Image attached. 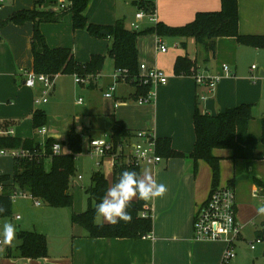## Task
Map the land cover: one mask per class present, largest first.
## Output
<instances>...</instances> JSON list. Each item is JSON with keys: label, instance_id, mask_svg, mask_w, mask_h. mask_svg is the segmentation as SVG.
I'll return each instance as SVG.
<instances>
[{"label": "crops", "instance_id": "obj_1", "mask_svg": "<svg viewBox=\"0 0 264 264\" xmlns=\"http://www.w3.org/2000/svg\"><path fill=\"white\" fill-rule=\"evenodd\" d=\"M11 1L13 6L8 14L16 10L32 9L35 7L36 0H27L26 5L24 0ZM154 2L156 6L155 20L150 19V21L157 23L164 20L167 22L164 19V15H162L166 12V9L161 8L169 6L176 8V14L178 13L176 18L178 22L175 25H183L192 21L199 11L219 10L221 8V0H154ZM4 4L0 7V10ZM106 23L111 24L108 21ZM106 23L101 24L107 25ZM126 26L130 28V26ZM33 31V22H26L22 25L10 23L6 28L0 29L2 35L0 37V121L14 124L18 127V136L22 138H32L28 133L29 129H25V127L20 125L25 123L33 127L32 112L37 109L35 107L37 105L35 104V99L43 95L41 86L31 88L25 84V71L33 69L31 50ZM239 31L243 35L264 36V0H239ZM140 37L138 39V48ZM101 40L106 42L109 47V39ZM156 40L157 35H155L154 40L155 46ZM176 40L178 42V50L174 55L176 57L171 63V73L166 72L169 75L168 82L155 88V97L151 102L139 104L135 98L136 87L131 86L130 83L117 82L116 80L108 82L105 91L107 93L114 86L113 97H107L104 93L107 99H113L115 103L118 101L126 104L121 112L111 111L106 114V122L111 130L105 131V135L112 133L115 121H123L133 133L132 141L135 140L136 131L150 129L159 138H169L172 149L185 154L182 157H163L164 159L156 167L150 165L141 166V175L145 172L151 174L157 183H164L168 189L165 196L149 201L153 217L152 238L144 236L137 239L119 237L95 238L91 237L81 226L73 225L71 221L69 228L68 226L67 228L66 226L63 228L54 226L50 233L51 237L47 239V255L37 258H26L20 255L19 250L14 252L12 246L5 245L0 249V264L221 263L223 253L227 247L225 241H198L194 239L195 217L200 207L207 201L213 188L212 169L208 170L202 159L194 163L187 156L192 152L196 141L194 115L198 105L202 106V110L205 113L215 115L246 102L252 103L256 94L254 92L244 94L238 87L233 86L234 81L239 80L237 68L232 70L229 67L231 74L224 76L214 89L198 84L194 75L185 76L174 73L176 58L185 55L197 60V73L222 72V66L226 64L225 60L230 57L236 58L237 52L241 51L242 46L236 38H220L217 43L216 57L210 58L208 61L205 60L208 57L206 51L201 55V58L190 56L188 44L191 41L196 42L195 38L191 37L187 40L186 49L181 47L180 38ZM55 44L56 46L49 43L51 47L63 46ZM70 48H72L76 57L78 53L77 47ZM196 49L198 51L197 47ZM167 52H159L155 48L154 62L150 61L147 63V61L143 60L139 50V62L149 67L161 68L158 60L159 55ZM111 64L114 70L113 62ZM253 66L256 65H252V73L258 70L257 66L256 68H253ZM101 73L99 77H102ZM260 76H264V68H260ZM97 79L98 76L91 79V83L89 82L91 88L98 86L99 80ZM117 107L115 105L116 109ZM256 111L257 109L253 107V117ZM22 128L25 131H20ZM89 137L90 139L98 138L94 133H90ZM216 150L218 149H215L214 153L221 157L222 162L225 154H221ZM228 156L232 158L231 150ZM256 157L264 158L261 153L258 154V149L254 158ZM230 182L234 183V181ZM255 189L260 190L257 186H255ZM71 193L73 194V187L71 188ZM258 196L260 195L258 194ZM98 218H96L97 223H108L102 217L101 220H98ZM242 227V233L236 243V248L240 242L245 240L247 242L252 241H248L244 236V226ZM260 232L264 233V221L261 222L260 227L255 229L256 238L261 237L259 235Z\"/></svg>", "mask_w": 264, "mask_h": 264}, {"label": "trees", "instance_id": "obj_2", "mask_svg": "<svg viewBox=\"0 0 264 264\" xmlns=\"http://www.w3.org/2000/svg\"><path fill=\"white\" fill-rule=\"evenodd\" d=\"M44 0H36L32 9H21L12 13L9 18H0V29L8 23L18 25L33 22L34 31L31 41L33 55V69L37 73L51 75L76 74L82 78L96 77L105 64L106 57L102 54H93L90 61L79 62L70 47H51L45 34L41 31V24L45 22H58L62 15L72 12L74 29H87L94 37L109 39L108 54L114 65V72L119 80L130 83L136 87L135 98L145 96L151 89L150 84H145L140 73L138 39L142 35L155 34L158 37H177L181 39L182 48H187V40L195 38L196 43L208 53L205 59L216 57L217 43L220 38H236L240 44H251L257 48L264 46V37L261 35H243L239 31V0H221L219 10L199 11L194 19L183 25H169L163 21L144 30H133L126 26L123 18L117 19L112 25L89 23L85 13L91 0H72V5L67 10L42 9ZM140 10L147 14L155 13V2L152 0H137ZM198 71L197 60L188 55L178 56L174 64L176 75L193 76ZM77 75V74H76ZM91 81V79H90ZM253 118V105L243 103L226 109L215 115L201 113L198 109L194 115L196 141L192 152L187 155L194 163L204 159L212 169L213 187L217 186L220 179L221 157L215 155V149H230L233 159H250L256 156V151L262 143L264 147V117L261 122V138L256 137L249 130V122ZM47 114L42 109L32 112V123L35 129L45 126ZM133 138V133L123 121H115L112 127V140L115 152L118 153L116 166L113 169V184L118 182L119 175L125 169L134 170L141 174V167L128 164L125 156L119 151L120 146ZM52 138L47 139L43 155L33 159L25 158L14 162L13 174H6L5 179L11 180L6 192L0 196V204L7 211L0 213L2 216L12 214V194L17 187L24 192L31 193L34 197L44 200L49 205L66 207L73 204L71 193L72 182L76 175V155L82 151V136L70 132L64 142L66 151L53 155ZM0 145L7 147L37 148L42 152L40 141L33 138H6ZM121 150V149H120ZM123 152V151H122ZM158 154L162 157H182L184 153L171 147L169 138H158ZM264 157V152L261 153ZM233 181V180H232ZM229 184L234 185L233 182ZM109 189V182L101 171H93L92 184L88 188V209L82 213H73L72 224L79 225L91 237L99 238H141L151 233L153 217L142 216V212L150 211L149 201L133 200V207L129 209L132 221H120L113 226L109 223L96 222V205ZM21 243L18 250L22 257L37 258L47 255V238L38 231H18ZM259 235L264 239V233Z\"/></svg>", "mask_w": 264, "mask_h": 264}, {"label": "rangeland", "instance_id": "obj_3", "mask_svg": "<svg viewBox=\"0 0 264 264\" xmlns=\"http://www.w3.org/2000/svg\"><path fill=\"white\" fill-rule=\"evenodd\" d=\"M31 1V0H28ZM71 0H44L42 9H58L59 12L67 9H62V4H67ZM27 4V0H24ZM13 2L8 0L0 10V18L7 19L12 14H8ZM165 23L175 25L178 22L177 10L174 7H163ZM135 0H91L90 5L85 13L87 22L112 25L117 19L123 18L126 25L130 26L131 22L136 20V13L139 12ZM18 11V10H16ZM14 11V12H16ZM13 12V13H14ZM11 23V22H10ZM8 23L7 25H9ZM141 28H146L156 25V22L150 21V16H145L139 22ZM5 26V28L7 27ZM48 27H47V26ZM44 26V27H43ZM41 31L48 38V43L58 45L77 47V60L81 63L90 61L92 55L102 54L106 57L102 77L98 76V86L91 88L90 83L75 81L74 74L53 75L54 87L51 93L47 95V102L35 105L36 108L42 109L47 114L46 128L47 134L42 135L38 129L30 126V124L22 123L20 126L29 129L30 137L40 142H45L47 138H52L55 143L63 146L66 151L64 142L67 141L70 132L80 134L82 136V151L76 155V175L72 182L73 187V204L71 206L59 207L52 206L38 198L41 203H35L36 198L30 196H16L12 203L11 216L0 217V230L3 231V225L11 222L15 224L18 231H38L43 233L47 239L51 237V232L54 226L63 228L70 227L73 213H82L88 209L89 192L88 188L92 184L93 171H101L109 182V188L113 185V168L108 166V159L100 165L97 164V157L91 153L90 133H94L96 137H105L104 132L110 131L107 124L106 114L111 111L117 113L123 110L125 103H118V108H115V101L107 99L104 96L108 82H114L115 73L112 68L111 59L108 54V46L103 40L94 37L87 29L82 28L77 31L73 27V14L68 12L61 16L58 22L42 23ZM0 32V37H1ZM262 36V35H261ZM264 37V36H263ZM168 47V52L159 55V63L161 69L171 73V63L176 51L178 50L177 38H163ZM155 34H146L140 37L139 50L144 61L154 62V50L156 48ZM241 51L237 52V57H230L225 60L226 64L234 70L237 68L238 81H234L233 86L238 87L244 94L254 92L256 96L252 100L253 105L257 109L255 116L249 122V130L257 137L261 135V122L264 117V76H260V68H264V46L257 47L251 44H241ZM198 48V51L196 49ZM254 50V51H253ZM188 51L191 57L201 58L205 52L204 48L198 45L195 41L188 44ZM185 52V51H183ZM146 63V62H145ZM252 65H256L258 70L252 73ZM78 75V73H76ZM79 76V75H78ZM93 77H91L92 79ZM122 82V81H121ZM132 86V84H130ZM156 87V86H155ZM154 87V88H155ZM158 87V86H157ZM256 92V93H255ZM141 97V96H140ZM82 98V103L79 99ZM139 98V97H138ZM130 103V102H128ZM198 111L205 113L202 106L198 105ZM24 124V125H23ZM17 133L19 128L16 127ZM20 131H25L20 129ZM136 141V139L134 140ZM44 143V144H45ZM217 152L225 154L220 165V179L218 185L225 187L229 185V181H234L236 193V202L238 207L237 220L244 226V236L248 241L256 239L255 229L261 226L264 221V215L257 213V208L263 205L264 200V158L256 157L253 159H241L234 161L228 156L229 149H218ZM264 152V147L260 142L258 154ZM205 166L210 168L206 160ZM14 161L8 157H0V171L9 175L13 174ZM82 176V179L79 178ZM255 186L260 188L256 190ZM20 191V189L17 187ZM213 189V188H212ZM211 189V190H212ZM14 190H10L14 193ZM211 193V192H210ZM259 194L260 196H257ZM20 215L21 219L17 220L16 216ZM101 220V217L98 218ZM21 243L19 233L13 242V251H18V246ZM236 258L232 264H264V243L257 245L255 250H251L249 242L246 240L238 243L236 248Z\"/></svg>", "mask_w": 264, "mask_h": 264}, {"label": "built area", "instance_id": "obj_4", "mask_svg": "<svg viewBox=\"0 0 264 264\" xmlns=\"http://www.w3.org/2000/svg\"><path fill=\"white\" fill-rule=\"evenodd\" d=\"M6 0H0V7L5 3ZM154 1V0H152ZM72 5V0L67 4H62V9H68ZM145 16H150V19H154V14H147L143 10H139L136 13V20L131 23V29L139 30L141 28L139 22L145 18ZM156 49L159 52H167L168 47L165 44L163 38L157 36ZM256 68V66H253ZM115 73V72H114ZM140 73L144 78L143 83L150 84L151 89L145 95L137 99L139 104H145L151 102L155 97V88L158 85H165L168 82L169 75L159 67H149L144 63H140ZM230 68L227 64H223L222 72L217 73H206L198 72L194 75L195 80L198 84L214 89L217 84L223 79L224 76L230 75ZM75 76V81L77 83L90 82L91 77L87 76L82 78L78 75ZM97 77V76H96ZM115 80L118 82L119 76L115 73ZM53 75L46 73H37L34 69H29L25 71V84L28 87L35 88L38 86L42 87V96L35 99V104H40L47 102V95L50 93L54 87ZM156 86V87H155ZM112 86L110 89H112ZM155 87V88H154ZM150 92L152 93L150 95ZM113 97V92L110 96ZM82 98L79 99V103H82ZM118 101L115 103L118 106ZM42 135L47 134L46 126L38 128ZM18 136L17 130L14 124L5 123L0 121V142L6 138H15ZM158 136L150 129L138 130L135 133L136 141L132 139L126 141L120 146L119 151L125 156V160L128 164H133L135 166L150 165L156 167L164 158L158 154ZM42 152H39L37 148L29 147H7L0 145V157H8L13 159L14 162L21 159L30 158L33 159L37 155H43L45 150V142H40ZM54 145H59L58 148L54 149ZM52 146V154H62L63 146L59 143H54ZM91 153L97 157V164L100 165L106 159H108V165L114 169L116 166V161L118 158V153L115 152V145L112 140V133H108L102 138H91ZM137 146L141 152H146L147 156L138 158L137 157ZM123 151V152H122ZM7 173L0 171V196H2L7 188L10 186L11 180H7L4 176ZM79 178H82L80 175ZM30 196L36 198L35 203L40 205L41 201L34 197L29 192L17 190L12 194V199L16 196ZM258 196V194H256ZM264 205V200H263ZM142 216H152L151 210L142 212ZM16 219H21L20 215L16 216ZM242 225L237 220V202L236 193L234 185H227L225 187H220L219 185L213 187L207 201L200 207L199 211L194 220V239L198 241H218L223 240L227 243V247L223 253L220 264H231L236 258V243L240 238L242 233ZM147 238H152V233L147 234ZM264 243L262 237H257L254 241L249 242L251 250H255L258 244ZM5 244L2 242V232L0 230V249L4 247Z\"/></svg>", "mask_w": 264, "mask_h": 264}, {"label": "clouds", "instance_id": "obj_5", "mask_svg": "<svg viewBox=\"0 0 264 264\" xmlns=\"http://www.w3.org/2000/svg\"><path fill=\"white\" fill-rule=\"evenodd\" d=\"M115 91V87L110 89L105 95L110 96ZM152 93L150 92V95ZM54 145L53 148H58ZM137 157H146V152H141L137 146ZM168 189L164 183H157L151 174L145 172L143 175L134 170L125 169L119 175L118 182L110 187L99 204L96 205V216L102 217L109 224L115 226L120 221L130 223L132 215L129 211L133 207V200L140 199L150 201L158 197H163ZM7 209L0 204V213ZM259 215H264V205L257 208ZM18 228L15 224L8 222L3 225L2 242L11 246L17 238Z\"/></svg>", "mask_w": 264, "mask_h": 264}]
</instances>
